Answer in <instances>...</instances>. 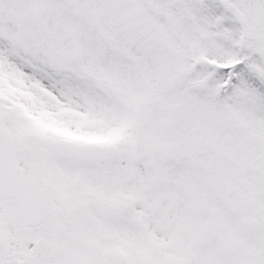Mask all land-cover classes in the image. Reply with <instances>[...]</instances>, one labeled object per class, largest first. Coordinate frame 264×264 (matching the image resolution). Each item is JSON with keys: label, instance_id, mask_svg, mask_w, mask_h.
Returning a JSON list of instances; mask_svg holds the SVG:
<instances>
[{"label": "snow or ice", "instance_id": "snow-or-ice-1", "mask_svg": "<svg viewBox=\"0 0 264 264\" xmlns=\"http://www.w3.org/2000/svg\"><path fill=\"white\" fill-rule=\"evenodd\" d=\"M0 264H264V0H0Z\"/></svg>", "mask_w": 264, "mask_h": 264}]
</instances>
